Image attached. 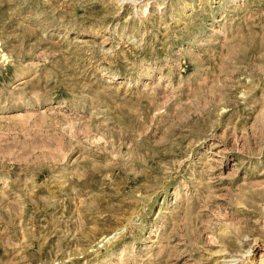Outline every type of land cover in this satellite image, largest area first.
<instances>
[{
    "label": "rangeland",
    "instance_id": "rangeland-1",
    "mask_svg": "<svg viewBox=\"0 0 264 264\" xmlns=\"http://www.w3.org/2000/svg\"><path fill=\"white\" fill-rule=\"evenodd\" d=\"M0 264H264V0H0Z\"/></svg>",
    "mask_w": 264,
    "mask_h": 264
}]
</instances>
